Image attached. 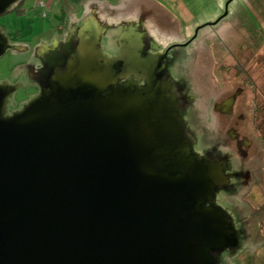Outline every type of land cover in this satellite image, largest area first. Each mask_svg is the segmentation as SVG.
Wrapping results in <instances>:
<instances>
[{"label":"water","instance_id":"95a60500","mask_svg":"<svg viewBox=\"0 0 264 264\" xmlns=\"http://www.w3.org/2000/svg\"><path fill=\"white\" fill-rule=\"evenodd\" d=\"M21 1L0 0V17ZM137 26L110 57L112 27L94 9L64 69L11 115L20 87L0 83V264H216L211 253L234 243L216 201L224 169L195 152ZM20 49L0 28V59Z\"/></svg>","mask_w":264,"mask_h":264},{"label":"rangeland","instance_id":"374dc122","mask_svg":"<svg viewBox=\"0 0 264 264\" xmlns=\"http://www.w3.org/2000/svg\"><path fill=\"white\" fill-rule=\"evenodd\" d=\"M89 1L91 0H78L75 5L76 0H48L44 10H34L31 9L33 0H25L26 5L22 4L25 11L13 7L1 16L0 28L9 37L10 44L27 45L29 51L9 50L0 59V83L10 84L18 79L16 76L21 78L20 75L25 72L23 62L32 60L31 51L39 44L57 39L58 21L54 15L61 13L60 2L65 6L75 5L84 14L83 9ZM104 3L105 5L100 6L101 10H109L114 17L108 18L109 15L105 17L99 13V20L102 22L117 24L121 19L136 20L145 17L148 29L162 49L174 47L171 57L175 62L171 69L175 77L184 80L191 99H194L188 107L185 120L198 145H221L228 141V131L235 128L242 137L253 143L248 157L250 160L247 158L246 161L263 160L264 0H123L119 5L117 0H105ZM109 3L117 8H111ZM227 7L228 15L217 23ZM42 11L48 16H44ZM117 36L120 33L109 32L104 38L103 48L106 53L116 50ZM236 56L244 57L236 62L233 60ZM235 63L238 65L235 66ZM230 67L233 72L235 68L248 71L241 79L249 77L252 79L249 82L253 84L238 99L233 117L214 111V105L226 101L241 86L242 81L228 74L227 68ZM21 80L24 81L25 78L22 77ZM37 93L38 91L30 92L25 85L18 91L16 105L9 106V112L20 111ZM15 108L17 110L14 111ZM256 108H259V113L254 117ZM239 158L242 159L241 156ZM260 174L264 182V168ZM259 197L257 196L256 201L262 203L264 199ZM246 198H249V194ZM237 202L238 200L235 201L236 206ZM252 205L253 208L247 209L249 214L243 216L244 220L264 225V212H255L262 208L258 204ZM249 227L250 224L247 229ZM262 232L264 237V230ZM252 234L248 233L247 240L232 252L230 264H264V242L263 245L253 242Z\"/></svg>","mask_w":264,"mask_h":264},{"label":"flooded vegetation","instance_id":"af4514ba","mask_svg":"<svg viewBox=\"0 0 264 264\" xmlns=\"http://www.w3.org/2000/svg\"><path fill=\"white\" fill-rule=\"evenodd\" d=\"M39 1L41 0H33V3L31 4L32 5L31 9L44 10V8H46L47 6L48 0L45 1L43 7L37 4ZM77 2L78 0H76L75 5L77 4ZM22 4L26 5L24 1H21L16 6V8L19 9L20 11H25L23 9L25 7H22ZM103 4L105 5L104 1L101 2L99 0H91L87 3L88 7L85 6V8L83 9L85 10V12L87 10V14L85 13L83 14V11L80 12L79 10H77V7L75 5L65 6L64 4H61L60 2V5L62 7L61 13H59L58 15H54L55 20L58 21L57 30L59 34L55 37L57 38L55 40L59 41L58 45L54 48L51 55L49 57L46 55L44 59L38 56L36 50L39 49L44 44H48L49 46H51L52 40L49 41L48 43L45 42V43L39 44L38 46H36L35 49H33V46L31 47L33 49L31 51L33 56L30 59L32 60L26 61L25 63L23 62V64L25 65V68H24L25 72L22 73V75H20L23 78H25V80L22 81L21 80L22 77L20 78L19 76H16L15 78L18 77V79H15L13 83H10L11 85H18L20 88L13 94V97L10 100L8 108L12 104L14 106L16 105L17 98L19 96L18 91L24 88L25 85L28 87L30 92L38 91L37 95L33 97L35 98L39 95L41 87H46L48 84V81L52 79L54 76H56L55 74L57 72H61V70L64 69L65 67L64 61L69 59L71 54H73V52L76 51V48L78 46V40L76 37L77 35L75 32V27L77 25H81L83 21L88 16H90V14L93 12L94 9H97L98 16H99V13H102L105 15V17H107L108 15H109L108 18H112V16L114 17V14L113 13L111 14L109 10H106V11L101 10L100 6H103ZM24 13L26 12H21V14H24ZM44 16L47 17L48 15L44 13ZM146 21L147 19L145 17L143 18L141 17L136 20H127V19L122 20L121 19L119 20L117 24L110 23L109 21L103 22V24L109 23L112 27L111 30H109L106 33V35L109 32H114V33L118 32L121 35L125 27V24H138V26L136 27V32H138L141 35V41H142V50L140 54L143 58H147V56H152L156 58L157 61L158 60L165 61L166 66L161 71L159 77L161 78V80H164V81H167L169 79L173 80L171 92L176 97L177 102L180 107V111L184 115V118H185L188 107L190 104H192V101L194 99L193 100L191 99L190 92L188 91V86L184 82V80L175 77L172 72L171 67L173 63L175 62V60L174 58L172 59L171 57V51L174 47H172L171 49H168L169 47H167L163 50L161 44L155 39V36L148 29ZM102 45H103V41H102ZM18 46L21 48L18 51H22V52L29 51V48L27 47V45L18 44ZM118 52H119V45H118V40H117L116 50L112 51L113 54L112 53H107V54L110 57H113L117 55ZM243 57L244 56H240V57L236 56L234 57L233 60L238 62L241 59L243 60ZM235 64H236L235 66L238 65L237 63ZM227 72L229 75L231 74L234 77H236L239 81H242V83L240 84L241 86L237 89L234 95H232L231 97H228L226 101H224L223 103L219 105H214V111H216L217 113L223 116L233 117L235 114V106L237 105L238 99L242 96L244 91L248 89V86L250 87L253 84L249 82L250 80H252V79H249V77H247V79H241L242 75L243 74L247 75L248 71L244 72V70L243 71L240 69L237 70L235 68L233 72V70L230 67V68H227ZM130 78H131L130 81L134 82V78L133 77H130ZM123 82L124 81H121V83ZM143 85H144V82L141 81L139 83V86H143ZM230 99L234 100L232 106L230 107L224 106L223 109L216 108V107L224 105ZM13 110L15 111L17 110V108ZM12 113L13 112L10 113L8 110L9 115H11ZM254 113H256L254 117H257L259 113V108L254 109ZM185 123H186V120H185ZM228 132H229L228 133L229 139L228 141L226 140L225 142H223V144L218 145V146H215V145L200 146L197 144V141L194 138V135L190 132L189 128L187 127V136H188L187 138L189 140H192L195 143L194 144L195 152L205 157L208 161H215L221 164L228 178L227 184L219 189V194L217 196L216 201H217V205L222 207V209L228 214L231 227L234 230L235 239H234V243L228 248L218 251V252L215 251L211 253L216 264L232 263V260L231 262L229 260L230 257L232 256V252L236 250V248H238L243 243V241L247 240L246 235L248 233H253L252 234L253 242H259V245H263V242H264V237L263 235H261L263 233L262 231L264 230V225L260 222L253 223V222L248 221L249 222L248 223L246 220H244L245 219L244 215L248 213L247 209L253 208L252 204L254 205L258 204L260 208H262L261 211L257 209L255 211L256 214L264 212V201L262 203L256 201L257 196L258 197L261 196L264 199V189H263L264 182L262 179V175L260 174V172L262 171V168H264V158L263 160L252 159V162H250L249 161L250 158L248 157L250 155L251 149L253 148V143L247 140L246 137H242L235 128L230 129ZM239 156H241L242 159L239 158ZM247 158L249 159L248 161H246ZM248 194H249V198H246ZM237 200L238 202L236 206L235 201ZM248 204L250 207L248 206ZM260 204H262V206ZM243 205H246V206L243 207ZM248 224H250L249 229H247Z\"/></svg>","mask_w":264,"mask_h":264},{"label":"crops","instance_id":"0c3cea01","mask_svg":"<svg viewBox=\"0 0 264 264\" xmlns=\"http://www.w3.org/2000/svg\"><path fill=\"white\" fill-rule=\"evenodd\" d=\"M104 2H105V0H103ZM123 0H117V4L119 5V3H121ZM55 2H56V0H55ZM108 2V1H107ZM109 6L111 7V8H117L116 6L114 7V6H112V5H110V3H109ZM86 7H88V5H86ZM85 14H87V10H86V12H85Z\"/></svg>","mask_w":264,"mask_h":264},{"label":"built area","instance_id":"2783aa9c","mask_svg":"<svg viewBox=\"0 0 264 264\" xmlns=\"http://www.w3.org/2000/svg\"><path fill=\"white\" fill-rule=\"evenodd\" d=\"M45 1H46V0H41V1H39L37 4H38L39 6H41V7H43V6H44V3H45Z\"/></svg>","mask_w":264,"mask_h":264}]
</instances>
